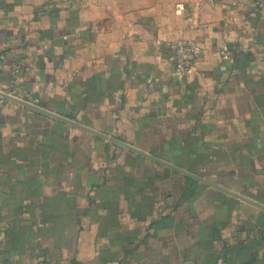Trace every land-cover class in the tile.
I'll return each instance as SVG.
<instances>
[{"label": "crops", "instance_id": "obj_1", "mask_svg": "<svg viewBox=\"0 0 264 264\" xmlns=\"http://www.w3.org/2000/svg\"><path fill=\"white\" fill-rule=\"evenodd\" d=\"M252 1L0 0V91L264 205ZM0 264H264V210L0 96Z\"/></svg>", "mask_w": 264, "mask_h": 264}, {"label": "built area", "instance_id": "obj_2", "mask_svg": "<svg viewBox=\"0 0 264 264\" xmlns=\"http://www.w3.org/2000/svg\"><path fill=\"white\" fill-rule=\"evenodd\" d=\"M197 1L212 3L217 0ZM243 1L244 0H230L232 6L241 5L243 4ZM251 7L260 19H264V0H253ZM168 47L172 51L174 75L177 77L187 75L193 69L200 56V50L196 42L189 38L175 39L168 44ZM219 52L223 57H227L229 54L228 47L226 45H222ZM19 68L20 67L18 65L12 68L13 75L18 72Z\"/></svg>", "mask_w": 264, "mask_h": 264}, {"label": "water", "instance_id": "obj_3", "mask_svg": "<svg viewBox=\"0 0 264 264\" xmlns=\"http://www.w3.org/2000/svg\"><path fill=\"white\" fill-rule=\"evenodd\" d=\"M0 96L3 97V98L9 99V100H11V101H14V102H16V103H19V104H21V105H24V106H26V107H28V108H31V109H34V110L39 111V112H41V113H44V114H46V115H48V116H50V117H53V118H55V119L61 120V121H63V122L69 123V124H71V125H74V126H76V127H78V128H81V129H83V130H85V131L91 133V134H94V135H97V136L102 137V138H104V139H107V140H109V141H112V142H114V143H116V144H118V145H120V146H122V147H125V148H127V149H129V150H131V151H134V152L139 153V154H141V155H143V156H146V157H148V158H150V159H153V160H155V161H157V162H160V163H162V164H164V165H167V166H169L170 168H172V169H174V170H176V171H178V172H180V173H182V174H184V175H186V176H189V177H191V178H193V179H195V180H198V181H200V182H203V183H205V184H207V185H209V186H212V187H214V188H216V189H218V190H220V191H222V192H224V193H227V194H229V195H231V196H233V197H235V198H237V199H239V200H242V201H244V202H247V203H249V204H251V205H254V206H256V207H258V208L264 210V205H261V204L255 202V201H253V200H251V199H249V198H247V197H244V196H242V195H240V194H238V193H235V192L230 191V190H228V189H225V188H223V187H221V186H218V185H216V184H214V183H212V182H210V181H208V180L202 179V178H200V177H198V176H196V175H194V174H192V173H190V172H188V171H185V170L180 169V168H178V167H176V166H174V165H171V164H169V163H166V162H164V161H162V160H160V159H158V158H156V157H154V156L148 155L147 153H145V152H143V151H140V150H138V149H136V148H134V147H132V146H130V145H127V144H125V143H122V142H120V141H117V140H115V139H113V138H110V137H108V136H106V135H104V134H102V133H100V132H97V131H94V130H92V129H89V128H86V127H83V126H81V125H79V124H77V123H75V122H73V121H71V120H68V119H66V118H64V117H61V116L56 115V114H54V113H51V112H49V111H47V110H45V109H42V108H40V107H38V106H36V105H34V104H31V103H29V102H27V101H25V100L19 99V98H17V97H14V96H12V95H10V94H7V93H4V92H2V91H0Z\"/></svg>", "mask_w": 264, "mask_h": 264}]
</instances>
